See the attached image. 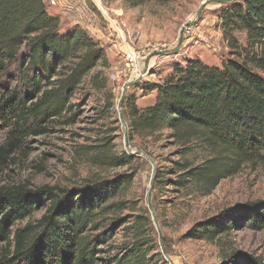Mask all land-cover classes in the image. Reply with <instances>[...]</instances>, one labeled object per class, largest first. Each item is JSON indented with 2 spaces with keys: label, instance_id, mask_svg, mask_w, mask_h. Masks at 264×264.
I'll list each match as a JSON object with an SVG mask.
<instances>
[{
  "label": "trees",
  "instance_id": "trees-1",
  "mask_svg": "<svg viewBox=\"0 0 264 264\" xmlns=\"http://www.w3.org/2000/svg\"><path fill=\"white\" fill-rule=\"evenodd\" d=\"M125 1L135 7L144 0ZM228 5L219 19L223 40L234 58L220 66L197 58L175 65L160 84L147 87L155 89L156 95L144 108L139 109L133 97H125L131 132L151 137L167 129L180 145L178 159L155 177L153 186L158 189L171 183L208 194L242 165L264 162V0H232ZM235 30L245 32V46L238 44ZM97 64L108 65L100 43L78 25L61 29L59 17L47 10L43 0H0L2 118L12 116L17 124L69 113L71 97L86 76L90 75L92 87L105 89L101 72L91 73ZM198 149L208 156L193 164L190 157ZM129 160L132 156L126 153L109 158L111 166H123ZM133 176L122 174L71 189L0 186V243L5 244L0 264H97L96 260L151 264L146 256L153 245V229L150 218L142 215L131 221L128 228L133 238L122 247L124 251L118 248L112 256L98 257L106 253L103 247L126 222L110 215L126 206L112 200ZM45 202L44 213L31 221L32 212ZM236 208L242 209L238 215L230 212ZM216 217L209 224H195L188 235L212 240L238 228L240 222L264 228V200L229 207ZM239 264L264 263L245 256Z\"/></svg>",
  "mask_w": 264,
  "mask_h": 264
},
{
  "label": "rangeland",
  "instance_id": "rangeland-1",
  "mask_svg": "<svg viewBox=\"0 0 264 264\" xmlns=\"http://www.w3.org/2000/svg\"><path fill=\"white\" fill-rule=\"evenodd\" d=\"M43 1L59 17L61 29L86 24L97 29L95 36L84 30L104 49L108 65L97 64L91 73L100 71L106 86L95 89L89 83L90 75L86 76L71 97L72 110L57 119L29 118L15 124L12 116H0V186L71 189L133 173L132 181L112 200L126 206L110 215L126 222L115 230L109 248L104 246L106 253L99 258L112 256L129 244L133 236L128 227L136 215H142L150 218L153 229V245L146 256L151 264H239L245 256L264 263V228L240 222L238 228L212 240L188 235L195 224H209L229 207L264 200V162L242 165L208 194L171 183L158 189L154 179L178 159L180 145L167 129L151 137L131 132L125 115V97H133L139 109L152 104L156 90L147 87L160 84L175 65L184 66L186 59L220 66L235 57L223 40L219 19L230 1L144 0L135 7L125 0ZM233 36L239 45H246L244 31L235 30ZM133 49L134 62L124 52ZM122 153L130 154L132 160L111 166L109 158ZM207 156L198 149L190 160L198 164ZM167 177L176 178L173 174ZM47 206L45 202L35 208L30 220L38 219ZM241 210L230 212L238 215ZM4 247L0 243V251Z\"/></svg>",
  "mask_w": 264,
  "mask_h": 264
},
{
  "label": "built area",
  "instance_id": "built-area-1",
  "mask_svg": "<svg viewBox=\"0 0 264 264\" xmlns=\"http://www.w3.org/2000/svg\"><path fill=\"white\" fill-rule=\"evenodd\" d=\"M110 20V19H109ZM112 21V20H111ZM134 50V49H133ZM125 52V55L127 57V59H129L130 61L134 62L136 60V53H135V50L134 51H131V52H128L127 50L124 51Z\"/></svg>",
  "mask_w": 264,
  "mask_h": 264
},
{
  "label": "crops",
  "instance_id": "crops-1",
  "mask_svg": "<svg viewBox=\"0 0 264 264\" xmlns=\"http://www.w3.org/2000/svg\"><path fill=\"white\" fill-rule=\"evenodd\" d=\"M90 24H86V25H82L83 29H86L88 31L89 34H91L92 36L96 35V28H92V26H89ZM97 38V37H96Z\"/></svg>",
  "mask_w": 264,
  "mask_h": 264
},
{
  "label": "water",
  "instance_id": "water-1",
  "mask_svg": "<svg viewBox=\"0 0 264 264\" xmlns=\"http://www.w3.org/2000/svg\"><path fill=\"white\" fill-rule=\"evenodd\" d=\"M226 1H232V0H226ZM148 206H149V209L151 210V204H150V202H149V199H148Z\"/></svg>",
  "mask_w": 264,
  "mask_h": 264
},
{
  "label": "bare ground",
  "instance_id": "bare-ground-1",
  "mask_svg": "<svg viewBox=\"0 0 264 264\" xmlns=\"http://www.w3.org/2000/svg\"><path fill=\"white\" fill-rule=\"evenodd\" d=\"M128 45V44H127ZM131 51H133V50H130V51H128V52H131Z\"/></svg>",
  "mask_w": 264,
  "mask_h": 264
}]
</instances>
